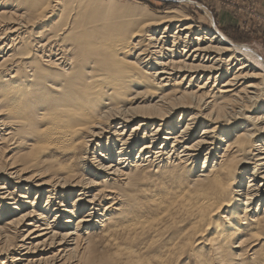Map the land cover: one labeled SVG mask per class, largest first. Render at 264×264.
<instances>
[{"label": "bare ground", "instance_id": "obj_1", "mask_svg": "<svg viewBox=\"0 0 264 264\" xmlns=\"http://www.w3.org/2000/svg\"><path fill=\"white\" fill-rule=\"evenodd\" d=\"M97 1L0 0V264H264V62Z\"/></svg>", "mask_w": 264, "mask_h": 264}, {"label": "rangeland", "instance_id": "obj_2", "mask_svg": "<svg viewBox=\"0 0 264 264\" xmlns=\"http://www.w3.org/2000/svg\"><path fill=\"white\" fill-rule=\"evenodd\" d=\"M71 1H74L71 2ZM105 1V0H101ZM129 7H131V14L136 12L140 15H148L151 17H160L169 14L171 10H177L178 13L189 16V18L203 29L220 31L232 42L241 46V54H250L253 58H258L264 62V0H119ZM52 2V1H51ZM7 3V1H4ZM66 3L70 5L73 3L74 8H81L85 10L97 9L102 5L96 0V5L93 4V0H66ZM83 12V13H84ZM86 13V12H85ZM210 17V18H209ZM103 19L102 17H99ZM211 20V21H210ZM41 28H35L34 32L42 30ZM176 29L174 28L173 31ZM160 33H157L159 35ZM246 51V52H245ZM253 54V55H252ZM3 54L0 53V62L3 60ZM257 59V60H258ZM239 66V65H238ZM260 68L261 66L258 65ZM208 77H203L200 82L206 81ZM199 79L197 82H193L194 90L197 89ZM222 81H219V87ZM214 84L211 80L209 88ZM187 86V83L184 87ZM196 86V87H195ZM180 115H176L175 119L179 120ZM187 118V117H186ZM137 124V121L130 124L129 130L133 129V126ZM151 128V127H150ZM151 131V129H150ZM144 129L141 131L143 134ZM200 128H197L195 137L200 134ZM204 159L200 161V166ZM264 172V168L262 169ZM248 183V182H246ZM252 183H255L253 181ZM264 187V186H263ZM79 193V191L77 192ZM76 193V194H77ZM40 197V196H39ZM36 199V193L32 194L31 200L41 202L44 205L47 201L46 195ZM23 200V199H22ZM25 200V199H24ZM264 206V202H261ZM102 204L107 206L111 204L109 200H102ZM9 208V207H8ZM16 239L13 240V242ZM9 245L0 241V258L5 260L7 253L11 252ZM9 263V262H8ZM7 263V264H8Z\"/></svg>", "mask_w": 264, "mask_h": 264}]
</instances>
